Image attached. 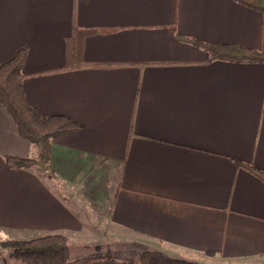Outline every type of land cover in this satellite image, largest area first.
Returning <instances> with one entry per match:
<instances>
[{
	"label": "crops",
	"instance_id": "obj_1",
	"mask_svg": "<svg viewBox=\"0 0 264 264\" xmlns=\"http://www.w3.org/2000/svg\"><path fill=\"white\" fill-rule=\"evenodd\" d=\"M194 42L264 53V13L235 0H0V65L25 49L28 103L82 126L52 140L53 177L13 169L8 158L37 148L0 102L1 240L264 264V181L239 164L264 172V63L210 61Z\"/></svg>",
	"mask_w": 264,
	"mask_h": 264
},
{
	"label": "trees",
	"instance_id": "obj_2",
	"mask_svg": "<svg viewBox=\"0 0 264 264\" xmlns=\"http://www.w3.org/2000/svg\"><path fill=\"white\" fill-rule=\"evenodd\" d=\"M251 9L264 13V0H235ZM93 29H75V36L96 33ZM75 44V43H74ZM210 53V61L225 60L231 62L264 63V53L236 45H204L194 42ZM80 52L74 45L71 55ZM27 52L20 50L13 59L0 65V102L11 113L20 135L37 148L35 157L28 159L8 158L7 163L13 169L36 167L43 173L54 176L50 167L51 142L54 138L77 133L82 126L63 116L42 117L28 103L23 84L22 73ZM68 69V68H66ZM254 175L264 181V172L257 167L242 164ZM12 258L22 264H91L90 259L71 260L66 237L49 235L30 241H8ZM128 264H198L171 258L160 252H146L138 261Z\"/></svg>",
	"mask_w": 264,
	"mask_h": 264
},
{
	"label": "rangeland",
	"instance_id": "obj_3",
	"mask_svg": "<svg viewBox=\"0 0 264 264\" xmlns=\"http://www.w3.org/2000/svg\"><path fill=\"white\" fill-rule=\"evenodd\" d=\"M8 241L19 240H15L14 238H3V240L0 239V264H22L11 257V250L5 245ZM146 252L150 251L143 252V250L135 248V254L133 256H129L128 258L125 256V254H121L120 251H112L111 249L99 250L94 248L83 249L75 247L70 258L72 257L71 260L90 259L92 260L91 264H128L129 262L138 261L140 257Z\"/></svg>",
	"mask_w": 264,
	"mask_h": 264
}]
</instances>
